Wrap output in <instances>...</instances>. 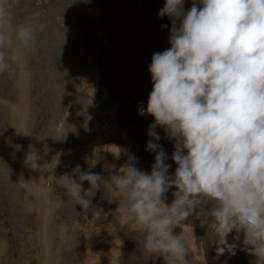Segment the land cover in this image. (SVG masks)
I'll return each instance as SVG.
<instances>
[{
  "label": "rangeland",
  "instance_id": "rangeland-1",
  "mask_svg": "<svg viewBox=\"0 0 264 264\" xmlns=\"http://www.w3.org/2000/svg\"><path fill=\"white\" fill-rule=\"evenodd\" d=\"M194 2L200 6L183 0L185 12ZM164 3L19 0L17 19L41 13L45 27L25 62L0 74V264H165L164 256H147L144 233L124 223L119 201L109 203L103 187L92 204L110 214L93 222L54 179L77 165L105 178L129 164L151 172L154 118L144 110L152 56L171 46ZM155 131L173 176L174 141L162 127ZM175 191L165 194L166 204ZM211 206L173 229L185 237L189 264H258L241 233L235 255H217L212 226L202 218ZM237 235L230 233L229 243Z\"/></svg>",
  "mask_w": 264,
  "mask_h": 264
},
{
  "label": "clouds",
  "instance_id": "clouds-1",
  "mask_svg": "<svg viewBox=\"0 0 264 264\" xmlns=\"http://www.w3.org/2000/svg\"><path fill=\"white\" fill-rule=\"evenodd\" d=\"M199 3L185 12L183 0H165L160 10L173 22L171 46L154 53L149 67L153 88L144 111L154 118L151 172L129 164L105 178L77 165L54 179L93 222L110 214L92 204L103 187L109 203L119 201L124 223L144 233L147 256H164L165 264H189L185 237L173 229L209 203L202 218L212 226L217 255H235L242 232L249 254L264 264V0ZM18 4L0 0V74L25 62L45 27L41 13L18 20ZM157 127L174 141L173 176ZM172 187L174 199L166 204ZM233 231L238 235L229 243Z\"/></svg>",
  "mask_w": 264,
  "mask_h": 264
},
{
  "label": "bare ground",
  "instance_id": "bare-ground-1",
  "mask_svg": "<svg viewBox=\"0 0 264 264\" xmlns=\"http://www.w3.org/2000/svg\"><path fill=\"white\" fill-rule=\"evenodd\" d=\"M241 234H242V238H243V233L241 232Z\"/></svg>",
  "mask_w": 264,
  "mask_h": 264
}]
</instances>
